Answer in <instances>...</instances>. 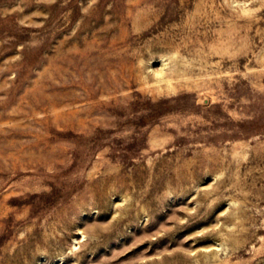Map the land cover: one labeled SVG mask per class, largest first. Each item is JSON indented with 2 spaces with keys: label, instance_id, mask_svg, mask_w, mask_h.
I'll return each instance as SVG.
<instances>
[{
  "label": "rangeland",
  "instance_id": "1",
  "mask_svg": "<svg viewBox=\"0 0 264 264\" xmlns=\"http://www.w3.org/2000/svg\"><path fill=\"white\" fill-rule=\"evenodd\" d=\"M0 264H264V0H0Z\"/></svg>",
  "mask_w": 264,
  "mask_h": 264
}]
</instances>
